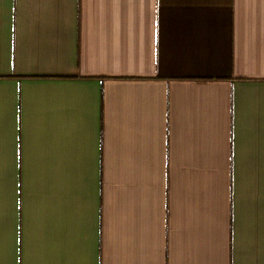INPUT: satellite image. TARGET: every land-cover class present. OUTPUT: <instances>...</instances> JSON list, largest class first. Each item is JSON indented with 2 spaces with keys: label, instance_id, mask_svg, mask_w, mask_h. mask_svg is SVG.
Returning <instances> with one entry per match:
<instances>
[{
  "label": "crops",
  "instance_id": "1",
  "mask_svg": "<svg viewBox=\"0 0 264 264\" xmlns=\"http://www.w3.org/2000/svg\"><path fill=\"white\" fill-rule=\"evenodd\" d=\"M0 264H264V0H0Z\"/></svg>",
  "mask_w": 264,
  "mask_h": 264
}]
</instances>
